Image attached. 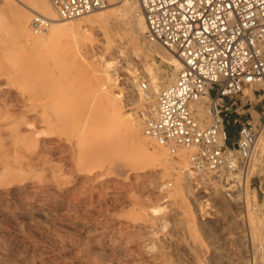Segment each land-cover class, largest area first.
I'll use <instances>...</instances> for the list:
<instances>
[{"label":"bare ground","instance_id":"6f19581e","mask_svg":"<svg viewBox=\"0 0 264 264\" xmlns=\"http://www.w3.org/2000/svg\"><path fill=\"white\" fill-rule=\"evenodd\" d=\"M0 1L7 10L5 12H9L7 15L3 12V16L1 11L5 22L0 26V76L5 77L0 86L14 91L9 95V103L5 100L0 102V211L1 201L9 195L17 196L23 204L30 206H60L78 210V207L87 206L94 198L102 199L106 189L116 188L114 186L120 177L129 178L137 170L146 168L145 158L159 160L165 169L163 175H168L171 170L177 172L171 195L180 196L185 186L189 188L186 182L195 183L196 179L188 170L189 155L194 148L160 145L144 130L147 113L153 114L157 107L163 80H173L175 72L159 71L152 63L147 65L143 76L146 86H143V80L137 79L136 99L125 102L123 94L115 93L111 88L114 79L101 73L95 64L83 63L81 49L79 52H64L56 40H48L52 38V33L62 31L72 44L87 48L97 39L105 38L109 31L118 34L114 29L123 23V15L106 9L64 21L50 0ZM120 2L126 16L136 24L131 25L130 33L134 37L138 32L146 35L147 26L138 0ZM111 4V0H108L104 6ZM34 12L49 20L48 30L40 33L33 31L31 21ZM149 42L159 49L170 65L176 68L181 66L182 61L177 54L159 42ZM44 58L51 61L44 62ZM243 91L252 90L245 87ZM208 102L202 99L194 104L197 115L203 120L209 117ZM251 157L253 162H249L248 176L243 181L240 194L249 215L253 239L258 244L257 223H263L264 214L261 213L262 207L257 197L251 194L248 181L249 172L253 171L256 163L260 166L257 170H263L264 129L258 132ZM234 186L223 185V189L238 193L240 189ZM183 195L181 200H184ZM119 227L128 236L135 233L131 224L122 222ZM96 231L90 240L97 243L101 251H93L89 242L84 245L90 259H100L94 258L95 262L90 264H149L150 256L143 252V248H136L134 253V249L126 246L121 251L120 245L115 244L117 238L114 242H110L111 238L106 242ZM165 262L172 264L169 260Z\"/></svg>","mask_w":264,"mask_h":264},{"label":"rangeland","instance_id":"374dc122","mask_svg":"<svg viewBox=\"0 0 264 264\" xmlns=\"http://www.w3.org/2000/svg\"><path fill=\"white\" fill-rule=\"evenodd\" d=\"M120 1L111 0V6H103L95 11L113 9L116 13L123 15L124 21L119 25L120 27L113 28L114 32L117 31L118 34L113 33V30L109 31V35L105 36L107 39L99 38L96 40V44L89 45L87 48L84 46L79 48L72 44L64 34L65 32L62 31L52 33V38L49 37L48 40L57 41L64 52H79L81 49L83 52L81 55L83 54L84 57L83 63L95 64L101 73L114 79L111 86L113 91L123 94L125 102H131L137 97L136 80L141 76L145 77L147 65L152 63L159 71L168 70L175 74L179 68L170 65L159 49L150 44L144 33L138 32L136 37L130 33L131 25L136 24L132 18L126 16ZM3 6L4 4L0 1V26H3L5 22L2 20L3 12H7ZM1 11L3 16H1ZM62 20L70 21L72 19ZM108 37L111 39L109 40ZM112 40L113 42H111ZM20 56L22 57L23 54ZM46 60L48 61L47 58L42 59L44 62H47ZM50 61L49 59L48 62ZM107 62L111 65H108ZM4 77L0 76V84L4 82ZM169 80L165 78L161 88L172 81V79ZM0 87V102L5 100L9 103V95L14 91L3 86ZM243 93L249 97L250 103L238 110L231 109L226 122V129L228 124L234 128L230 134L227 130V143L230 146H236L235 142L238 139V130L241 125V123L233 121L234 117H240L241 122L251 119L252 115L255 118L254 122L258 121L259 116L261 119L264 118L261 113L264 103L257 104L258 96H255L252 91H243ZM146 105L149 109V104L146 103ZM238 112L241 113L238 114ZM150 114V112L147 113V116ZM249 162H253L252 157ZM250 165L248 164L247 171ZM145 166L147 167L137 170L129 178L120 177L119 182L114 186L116 188L111 187L112 190L108 189V191L106 189L102 199L94 198L87 206L78 207V210L60 206L51 207V205V208L30 206L23 204L17 196L9 195L1 201L0 264L93 263L94 258L100 259L91 256L90 259L84 245L89 242L88 245L93 251H101L99 245L90 240L95 231L99 229V236L105 238L106 242L110 238L112 240L110 242L117 240L115 244L118 247L120 245L121 251L125 250L126 246L129 249H134V253H136V248H143V252L145 251L150 256L149 264H167L165 260H169L170 263L172 261V264H264V220L262 224L257 223L259 225L257 231L259 243L256 244L248 222L249 215L245 211L243 198H241V188L236 194L224 190L223 186L222 189L211 186H201V189H198L199 181L197 182L196 179L195 183L186 182L189 188L187 186L183 188L184 200H181L182 195H171L175 188L177 172L171 170L167 173L168 175H163L165 173L164 166L156 159L145 158ZM259 167V164L256 163L253 171L249 172L248 187L251 194L255 195L261 204L263 215L264 166L263 170H257ZM185 205L187 206L185 207ZM2 216L4 217L2 218ZM122 222L133 225L135 233L131 236L126 235L119 227ZM83 224L84 227H82ZM108 233L116 237H110ZM121 236L123 238H119ZM97 256L100 258V255Z\"/></svg>","mask_w":264,"mask_h":264},{"label":"built area","instance_id":"2783aa9c","mask_svg":"<svg viewBox=\"0 0 264 264\" xmlns=\"http://www.w3.org/2000/svg\"><path fill=\"white\" fill-rule=\"evenodd\" d=\"M107 1L50 0L63 19L92 13ZM138 3L147 26L146 37L165 45L182 61L174 79L159 91L157 107L145 119V134L160 145L194 148L188 170L199 181L198 189L204 185L222 189L232 184L240 189L258 132L264 129V118L259 116L254 122L252 115L241 122L240 117H234V122L241 123L236 146L227 143L226 122L231 109L250 103L243 93L245 87L258 96L257 104L264 103V0ZM31 26L42 32L49 29L50 22L35 14ZM140 79L146 86L145 79ZM202 99L209 101L208 120L196 112L194 104Z\"/></svg>","mask_w":264,"mask_h":264},{"label":"trees","instance_id":"16d2710c","mask_svg":"<svg viewBox=\"0 0 264 264\" xmlns=\"http://www.w3.org/2000/svg\"><path fill=\"white\" fill-rule=\"evenodd\" d=\"M227 130L229 132V134L231 133L232 130H234L233 126H231L230 124L227 125Z\"/></svg>","mask_w":264,"mask_h":264},{"label":"crops","instance_id":"0c3cea01","mask_svg":"<svg viewBox=\"0 0 264 264\" xmlns=\"http://www.w3.org/2000/svg\"><path fill=\"white\" fill-rule=\"evenodd\" d=\"M250 109V108H249ZM236 116V115H235Z\"/></svg>","mask_w":264,"mask_h":264}]
</instances>
